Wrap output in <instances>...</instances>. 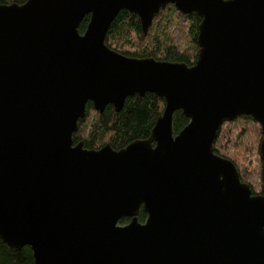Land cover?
<instances>
[{"label":"water","instance_id":"water-1","mask_svg":"<svg viewBox=\"0 0 264 264\" xmlns=\"http://www.w3.org/2000/svg\"><path fill=\"white\" fill-rule=\"evenodd\" d=\"M169 3L200 17L193 64L104 43L120 9L145 33ZM145 92L164 99L146 138L73 142L87 102L117 111ZM177 109L188 122L173 134ZM241 114L262 130L258 194L213 150ZM0 239L33 264H264V0L0 4Z\"/></svg>","mask_w":264,"mask_h":264},{"label":"trees","instance_id":"trees-1","mask_svg":"<svg viewBox=\"0 0 264 264\" xmlns=\"http://www.w3.org/2000/svg\"><path fill=\"white\" fill-rule=\"evenodd\" d=\"M25 1L0 0V4H22ZM88 18L86 14L81 19L78 32L84 31ZM199 21L200 17L195 12L182 13L169 3L158 10L143 33L138 16L120 9L106 31L104 43L128 57H151L191 65L198 50ZM163 106L164 99L152 92L127 96L117 111L110 104L98 111L91 102H87L84 116L79 118L72 140L74 143L81 141L87 149H98L105 144L120 149L135 139L146 138ZM187 122L188 118L181 110H175L171 122L172 133L177 134ZM261 137L259 124L252 116L241 114L222 122L213 141L214 152L233 162L240 180L249 185L252 194L261 192ZM145 217V212L139 207L138 221L142 222ZM127 221V217H122L119 223ZM0 264H33L30 247H9L0 239Z\"/></svg>","mask_w":264,"mask_h":264}]
</instances>
